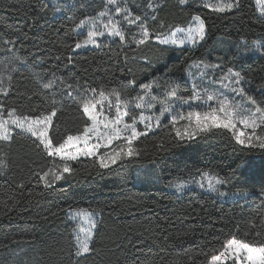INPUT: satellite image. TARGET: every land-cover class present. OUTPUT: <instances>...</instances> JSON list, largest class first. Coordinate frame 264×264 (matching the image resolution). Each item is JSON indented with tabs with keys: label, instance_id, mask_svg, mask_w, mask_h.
<instances>
[{
	"label": "trees",
	"instance_id": "trees-1",
	"mask_svg": "<svg viewBox=\"0 0 264 264\" xmlns=\"http://www.w3.org/2000/svg\"><path fill=\"white\" fill-rule=\"evenodd\" d=\"M231 1L238 6L219 11L209 0H116L125 12L117 22L124 38L105 33L98 45L77 49L89 32L80 22L105 12L107 0H0L2 116L55 110L48 129L53 150L69 135L83 134L91 122L81 104L101 90L106 96L120 91L122 100L126 93L128 111L138 117L141 86L149 85L151 112L159 118V126L156 117L134 141L131 156L122 146L108 167L100 164L102 147L96 156L64 160L21 129L0 139V264H210L233 238L264 246V150L240 145L225 129L192 139L176 135L188 125L181 116L210 110L178 99L193 97L205 66L206 90L240 73L236 89L264 116V15L255 0ZM135 17L147 26V38L141 21L127 22ZM195 17L205 25L198 42L158 39L165 23L172 27L163 37ZM247 158L256 163L241 170ZM65 166L71 172H63ZM208 174L219 178L217 188L167 187L169 180ZM74 209L96 213L89 251L79 256Z\"/></svg>",
	"mask_w": 264,
	"mask_h": 264
},
{
	"label": "snow or ice",
	"instance_id": "snow-or-ice-1",
	"mask_svg": "<svg viewBox=\"0 0 264 264\" xmlns=\"http://www.w3.org/2000/svg\"><path fill=\"white\" fill-rule=\"evenodd\" d=\"M183 2V0H182ZM109 3H115V0H109ZM234 4H227L223 6H219L217 10L224 11L225 8H232ZM116 12H121V9L119 7L116 8ZM100 15H104V13H101ZM127 18V17H126ZM196 21H198V24L195 28H190L187 32V38L195 42L197 38L202 39L205 33V25L202 20H200L199 17L195 18ZM136 21H141L140 17H135L134 20L129 21V23H135ZM90 23L87 20H82L80 22V26H84L86 24ZM141 35L144 38L148 37V28L146 25H144L143 21H141ZM109 35L113 36H120L121 39H123L122 32L116 27V25H113L112 28L109 29ZM104 36V32H97V31H89L87 33V39L83 41V45L97 44V37ZM137 44L144 43V39H140L135 41ZM175 41H173L174 43ZM82 47L81 43H77L75 45V48L79 49ZM231 73V70H230ZM236 78V83L239 84L242 82V77L240 73H234L231 74ZM49 84H45L44 87H49ZM142 89L145 90V96L138 97V103L136 104L137 108H152L153 101H155V97L151 96V86L149 85H142ZM93 93L96 92L95 89H91ZM234 91L239 92L241 95H243L244 90L243 88L234 89ZM0 92H5V89L0 87ZM171 96H175V90H173L171 93ZM69 96L72 95L71 92L68 93ZM125 99L122 100V93L120 91L113 90L112 92L108 93V95H105V92L101 90L99 92V101L96 102H84L81 104L83 113L86 114L92 121V127L91 128H85L84 137H73L69 135L67 139L64 141V143L60 144L59 147L55 148L53 150L52 142L49 139L48 136V129L52 122V117L55 116V110L51 112L50 115L47 116H22L17 117L15 115V110H12L9 112V116L12 117L9 120H4L2 116H0V139L2 140H9L11 138V129L9 128V123L11 125H14L17 129H21L23 131H26L30 133L33 137H36L40 144L44 146L45 149L48 150L50 155L60 154L61 158L64 160H76L78 156H96L98 155V149L101 147L100 144H93L92 146H88V140L91 139V136L89 134L91 133H97V125L102 123L101 121L97 120L98 113L96 111L97 105L99 104L101 106V109L103 110V103L105 100H108V110H111L113 107L115 108V117L111 121L108 122V124H104V128L106 130H109L111 126V131H113L114 135L112 136H103L102 133L97 134V139H100L102 136L104 139L108 141V144H111L113 140L120 139L119 133L121 131H130V135L127 137H124V139L127 141V155L131 156L133 154V148L132 145L134 141L143 134H146L148 130H151L153 127L151 120L152 117H146L143 114L140 116V121L144 124L145 133H140L136 130V119L133 118L131 124L124 123V117L128 115L127 112V106L129 101L127 100V94H123ZM111 97H115V105L111 103ZM145 97H148L146 99ZM180 103L182 104H191L194 101L201 100V94L200 93H194L193 97L191 98H178ZM251 100V98H249ZM216 100L217 104L219 105V108H211L208 112H205L203 114L199 112L195 113H189L187 117L181 116V119H187L188 125L185 127L183 131L177 130L176 135L183 140L185 137L188 139H192L197 132H203V131H209L211 129H225L230 130L232 132V135L234 136L235 140L240 145L247 144L249 147H256L258 146L261 150H264V138L256 137L255 142L253 137L251 136H245L244 132L239 131L235 127L234 119L236 116L240 115L241 108L240 106H234L227 102L226 99L220 100L217 99V97L213 95H208L206 99L202 100V103L208 104L209 101ZM253 105L255 104V101H251ZM3 108V105L0 104V109ZM124 109V110H122ZM165 111H170V109H164L161 112V115L164 114ZM218 112L220 114H218ZM257 112H260V109L257 108ZM257 112L251 113L252 117H255ZM261 123H264V116H261ZM176 117H173V122L175 123ZM194 121V122H193ZM241 123L244 124V127L247 128L249 126L255 128L256 126V120L251 119L250 123L247 120L241 121ZM118 125H122L123 127H117ZM156 126H159V118H156ZM83 139L85 142L84 147H76L75 151H72L71 148L78 145L80 140ZM120 155L119 152L114 153L110 159V163H116V160L118 156ZM261 166H264V155L260 157L259 160ZM256 161L253 158H247L243 164L240 165L241 170L244 169H251L255 165ZM100 164L103 167H108V163L105 162L104 158L100 159ZM63 172H71V169L67 166L63 168ZM57 180L61 179V176L56 177ZM185 185H178L179 190H183ZM211 187V185H210ZM77 247L78 251L76 255H82L84 253H87L89 251L88 241L87 239L81 240L77 239ZM243 253V255H241ZM232 255L235 259V261L239 262L241 259H246L247 264H264V246L261 247H255L249 243H245L243 241H237L235 238L229 240L225 246L224 251L221 253V255ZM221 261L220 255H214L211 257L210 264H217V262Z\"/></svg>",
	"mask_w": 264,
	"mask_h": 264
},
{
	"label": "rangeland",
	"instance_id": "rangeland-1",
	"mask_svg": "<svg viewBox=\"0 0 264 264\" xmlns=\"http://www.w3.org/2000/svg\"><path fill=\"white\" fill-rule=\"evenodd\" d=\"M50 1L55 3V2L60 1V0H50ZM107 2L109 3V0H107ZM209 2L215 8H218L219 6L227 5V4L231 3L232 1L231 0H209ZM255 2H256L259 13L261 15H264V0H255ZM109 4L110 5L107 6V10L105 12H103L104 15H99L98 17L92 19L90 21V23H88L84 26H81V28L85 27V28L89 29V31L94 30L97 32H104V35H105V33L109 34V29L112 28L113 25H116V27L121 31V29L118 27L117 22L119 23L121 17L125 16V12L123 11L124 9H123V7L119 6V8L121 9V12L115 11L116 8L118 7V6H116V4H117L116 0H115V3H109ZM114 6H116V7H114ZM195 18L193 19V21L191 22V24L189 26L176 28L169 35L165 36V34H164V37H163V36H161V33L165 32L168 27H169V29L172 27L171 22L169 24L165 23L164 24V31L156 33L158 35V39L164 43L175 44V45H179V46L192 45V44L198 42L200 40V38H197V40L195 42H192L187 38L188 30L190 28H195L196 25L198 24V21H196ZM131 20H132V18H129L127 22L129 23V21H131ZM103 39H104V36L97 37V44H95V45H98ZM173 41H175V42L173 43ZM81 44H82V47H80L79 49H84L88 46H95L92 44L83 45V42H81ZM199 66L200 65L194 66V69L198 68ZM208 70L209 69L206 66L200 69V72H199L200 77H198L199 81L196 83L198 86L196 88L197 90L195 93L201 94V100L194 101L191 104H193V105H204L207 107L218 109L219 105L217 104L216 100L209 101L208 104L202 103V100L206 99L208 95H213V96L217 97V99H220V100L226 99L229 104L234 105V106H240V108H241L240 115L236 116L234 119L236 129L244 132L245 136L253 137L254 142H255L256 137L264 138V123H261V119H260L262 115L259 112H257V110H255L252 106H250L246 102V100L243 99L242 95L239 92L234 91V89H236V83H235L236 78L228 77L227 79L223 80L221 82L220 86L217 87L216 89L206 90V87L202 86L201 81H204L203 84H205V83H207V80H209V79L211 80V77H209V76L205 77V75H207ZM189 73H190V76H193V73H191L190 70H189ZM99 99H100V97L96 98L95 101H90V103L99 101ZM108 103H109L108 100L104 101L103 110L101 109V106L99 104L97 105V109H96V111L98 113L97 120L101 121L102 123L97 125V133L89 134L91 136V139L88 140V146H92L93 144H100L101 147L104 149V151L101 154V157L104 158L107 163H110V159H111L112 155L114 153H117V152L120 153V150H121L120 147L128 146L127 141L124 139V137L129 136L130 131H121L119 133L120 139L113 140L111 144H108V141L103 138V136L114 135L113 131L110 130L111 126H110L109 130H106L103 126L104 124H108V122L111 121L112 119H114V117H115V108L113 107L111 110H108ZM111 103H112V100H111ZM179 104L182 105V103H179ZM113 105H115V104H113ZM122 110H124V109H122ZM126 110L128 112V115L124 117V123L131 124L133 118H135L136 119V125H135L136 130L140 133L145 132L144 124L140 121L141 114H143L146 117H152L151 123L158 116L156 113L151 112L152 108H150V109L143 108L142 111H139L140 115L138 117L132 116V114H130V112L128 111V107ZM253 112H257L255 117L251 116V113H253ZM218 114H220V113L218 112ZM0 116H2V115L0 114ZM2 117L4 120H9V121L12 118L10 116H8V117L2 116ZM17 117H20V116H17ZM251 119L256 120L255 128H253L251 126L245 128L244 124L241 123V121L247 120L250 123ZM90 122H91L90 125H88L86 128H91L93 126L91 119H90ZM117 127L122 128L123 126L118 125ZM9 128L11 129V132H12L14 130V128H16V127L9 123ZM100 133H102L103 136L100 139H97V134H100ZM84 135H85V132H83V134L79 135V136L84 137ZM74 137H77V136H74ZM84 146H85V142L83 139H81L79 144L72 147L71 150L75 151L76 147H84ZM58 155L61 156L60 154H58ZM218 180H219V178L215 177V175H210V174L205 175V176H200L198 178H196V176H189L187 178H184L183 180H181V179L169 180L167 187L168 188L173 187L174 189H177L178 185H185V187H194L196 184L199 187H207L208 189H215L218 187ZM210 185H211V187H210ZM71 216L76 223V237H77V239L78 238L81 240L87 239L88 246H89V241L91 239L92 232H93V229L95 227L96 213L93 212L92 210H88V209H74L71 211ZM221 253L218 254L221 256V261L217 262V264L222 262V261H226V260H232L236 264H247L246 259H241L239 262H237V261H235V259L232 255L228 254L225 256V255H221ZM241 255H243V253H241Z\"/></svg>",
	"mask_w": 264,
	"mask_h": 264
}]
</instances>
